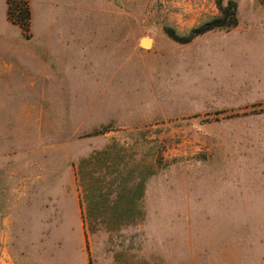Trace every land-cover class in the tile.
I'll return each instance as SVG.
<instances>
[{
    "label": "rangeland",
    "instance_id": "374dc122",
    "mask_svg": "<svg viewBox=\"0 0 264 264\" xmlns=\"http://www.w3.org/2000/svg\"><path fill=\"white\" fill-rule=\"evenodd\" d=\"M236 1H7L33 62L0 79V264H264Z\"/></svg>",
    "mask_w": 264,
    "mask_h": 264
},
{
    "label": "crops",
    "instance_id": "0c3cea01",
    "mask_svg": "<svg viewBox=\"0 0 264 264\" xmlns=\"http://www.w3.org/2000/svg\"><path fill=\"white\" fill-rule=\"evenodd\" d=\"M7 1L0 0V79L3 76L11 77L16 74L19 67L18 60H25L29 64L33 62L32 54L23 56L15 52L17 41L15 32L7 19ZM236 17L237 25L233 32L240 35L246 31H251L255 33V36L248 39L239 38L240 36L236 35L232 40L234 52L236 54V47L241 46V55L251 61V70L254 72V68H256L257 75L264 77V2L260 0H237ZM247 51L250 52V55L249 53L248 55L245 54ZM228 74L227 72V76ZM227 81L229 82V80ZM256 84H258L257 87L255 84L244 86V91L240 93L237 89L228 92L233 94L234 99L238 97L240 102L243 101L245 105L246 103L264 102V84L261 81Z\"/></svg>",
    "mask_w": 264,
    "mask_h": 264
},
{
    "label": "water",
    "instance_id": "95a60500",
    "mask_svg": "<svg viewBox=\"0 0 264 264\" xmlns=\"http://www.w3.org/2000/svg\"><path fill=\"white\" fill-rule=\"evenodd\" d=\"M143 48H148V45H141Z\"/></svg>",
    "mask_w": 264,
    "mask_h": 264
},
{
    "label": "bare ground",
    "instance_id": "6f19581e",
    "mask_svg": "<svg viewBox=\"0 0 264 264\" xmlns=\"http://www.w3.org/2000/svg\"><path fill=\"white\" fill-rule=\"evenodd\" d=\"M149 43L148 42H143V45H148ZM142 45V44H141Z\"/></svg>",
    "mask_w": 264,
    "mask_h": 264
},
{
    "label": "trees",
    "instance_id": "16d2710c",
    "mask_svg": "<svg viewBox=\"0 0 264 264\" xmlns=\"http://www.w3.org/2000/svg\"><path fill=\"white\" fill-rule=\"evenodd\" d=\"M218 1H220V0H218Z\"/></svg>",
    "mask_w": 264,
    "mask_h": 264
}]
</instances>
